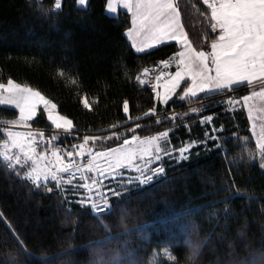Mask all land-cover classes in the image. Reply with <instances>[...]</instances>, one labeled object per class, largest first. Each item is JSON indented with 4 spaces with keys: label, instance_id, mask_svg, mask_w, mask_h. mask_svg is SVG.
Instances as JSON below:
<instances>
[{
    "label": "trees",
    "instance_id": "16d2710c",
    "mask_svg": "<svg viewBox=\"0 0 264 264\" xmlns=\"http://www.w3.org/2000/svg\"><path fill=\"white\" fill-rule=\"evenodd\" d=\"M176 3L194 45L208 46L209 11L200 0ZM107 4L0 0V83L41 92L81 136L139 125L144 135L168 132L169 146L198 144L99 218L64 185L37 187L0 157V264H264V171L246 115L207 102L201 117H215L202 126L188 107L212 96L181 102L180 91L164 105L138 88L140 71L179 45L137 53L130 15L109 16ZM17 118L0 106L1 122ZM33 123L52 126L43 114Z\"/></svg>",
    "mask_w": 264,
    "mask_h": 264
},
{
    "label": "snow or ice",
    "instance_id": "6c2138e0",
    "mask_svg": "<svg viewBox=\"0 0 264 264\" xmlns=\"http://www.w3.org/2000/svg\"><path fill=\"white\" fill-rule=\"evenodd\" d=\"M79 3L84 5L87 0H79ZM203 3L210 9L208 17L210 31L218 32V36L210 44L211 51L208 53L196 52L194 56L188 58L191 63L186 62L187 49L190 48V44L179 19L180 12L176 0H126L124 3V7L131 11L134 18L133 29L147 36L144 44L148 49L169 41H175L185 49L175 55L177 71L169 77L171 91L174 92L180 86L186 74L191 76V86L186 88L185 96L189 94L195 96L197 91L210 93L212 90L230 89L233 85L239 86L242 82L251 83L256 78L264 81V0H203ZM56 7L60 8V0H56ZM109 9L115 11L114 8H111V4H109ZM133 29L129 31L131 32ZM136 50L144 52L145 47H137ZM171 59L162 62L165 69L169 67ZM209 59L214 65V75L211 74L213 68L209 67ZM140 83L143 84L144 81L141 80ZM4 92L8 94L6 98L3 97ZM253 95L257 94L253 93ZM258 95L264 98V92ZM168 99L169 96L166 94L163 102L167 104ZM243 99L247 102L250 97L245 96ZM0 104L14 105L19 110L21 123L35 117L37 110L42 107L51 125L57 129L63 128L67 132L72 130V121L56 114L57 105L55 103L45 98L41 92L34 91L29 87H22L13 80H8L7 84L0 83ZM127 110L128 105L125 103L124 111L127 112ZM9 135L12 137V146L23 151L25 148L22 143L24 137L16 133H9ZM28 135L31 136V133ZM160 136L166 138L167 133H161ZM89 139L94 138L84 137V143L87 144ZM155 139L158 140L159 137ZM133 140H138V137L134 136ZM130 143L128 140L124 141L125 145H130ZM154 143L155 140L141 141L136 148L111 149V158L106 160L108 168L115 170L135 166L137 171H141V167L135 165V160L151 155V145ZM28 147L29 151H35L30 145ZM76 147L80 148L81 154H83V146L77 145ZM160 151L159 145H156L155 152L157 154L154 158L157 161L161 159L158 154ZM186 151L187 148L180 149L179 159H187L184 156ZM68 155L71 156L72 152L69 151ZM101 155L107 156L108 154L102 153ZM52 156L56 160V171L47 166L39 167L37 161V167L29 174L37 185L41 180L47 182L49 177L52 181H57V172H69L70 169L76 167L74 164H64L62 158L55 151L52 152ZM45 158L44 156L40 157L41 160ZM29 159L32 157L29 156ZM92 159L94 162L96 157L93 156ZM15 162L20 164L19 157H16ZM148 163L150 161H145L144 166L146 167ZM94 166V163H90L89 170H92ZM163 171L162 168L152 169L153 175ZM152 179L153 176H146L142 183L146 184ZM68 183H71V180ZM83 187L91 191V185L85 184Z\"/></svg>",
    "mask_w": 264,
    "mask_h": 264
},
{
    "label": "rangeland",
    "instance_id": "374dc122",
    "mask_svg": "<svg viewBox=\"0 0 264 264\" xmlns=\"http://www.w3.org/2000/svg\"><path fill=\"white\" fill-rule=\"evenodd\" d=\"M201 1V0H200ZM78 5L81 7V4L79 3V0H77ZM88 3V0H87ZM84 4V7L87 5ZM206 9L209 11L210 16V9H208L207 5L202 3ZM181 18V17H180ZM210 31V28H209ZM186 32V31H185ZM187 39L188 43L190 44V48L187 49L188 57H186V62L191 63L189 57H192L195 55L196 52L204 51L205 53H208L211 51L210 44L211 42L217 38L218 32L216 34H213L210 31V34L212 36V41L210 44L206 47L199 46L198 44L194 45L195 39H192L189 37L188 33ZM179 51H185L184 48H182L179 45ZM178 51V52H179ZM209 67L213 68V72L211 73L214 75V65L211 64V60L209 59ZM172 75V74H171ZM167 89H164L163 93L161 92V96L158 100L164 101V98L166 94L169 96L168 103L172 101L178 93L181 91L180 96H178V99L181 100V102L198 99L199 97H208L212 96V99L202 100L195 102L192 106L188 107L191 108L190 112L192 115L196 116L195 121H199L202 126H207L208 124H211L212 119L215 116H203L201 117L202 111H204L205 104L207 102H218L220 101L223 106H225V111L228 112H235L238 110H241L246 115L249 125H250V131L254 140V144L256 146V153H257V159L260 164L261 169L264 171V132H262V129H264V98H262L260 95H258L261 92H264V81H262L260 78L253 79L251 83L248 82H242L239 86L233 85L230 89H224V90H212L210 93L208 91L206 92H199L197 91V94L195 96L192 95H184V92L186 91L187 87L191 86V76L185 75L184 80L181 81L180 86L178 87L177 92L171 91V83H168ZM165 86V87H166ZM25 87V86H22ZM159 91V88H158ZM253 93H256L257 95H253ZM158 94V92H157ZM155 94V97L157 96ZM7 92L3 93V97H7ZM249 96L250 99L245 102L244 97ZM183 97V99H181ZM166 105L164 102L162 103ZM204 105V106H203ZM0 106L4 107H11L18 113V118L15 121H11L7 125L10 127L7 128V136L5 137V140L0 144V157L8 162H14L16 164L15 159L16 157H19L20 163L25 162L24 168H27L24 175L26 178L30 176V172L33 171L34 168L37 167V161L39 163V167L43 168L47 166L48 168H51L53 171H56V160L55 157L52 156V152H57L58 154V148L55 147V145L51 144H44L45 141L43 136L39 135L38 132L34 131V128L37 127L34 125V121L39 116V114H43L46 121L47 116L46 113L43 111L42 107L37 110V114L35 117H33L31 120H27L23 123L20 122V114L19 110L12 104H0ZM177 112H172L171 114H174ZM56 114L60 115L58 113V110L56 109ZM176 115V114H174ZM61 116V115H60ZM161 116H157L156 118H159ZM50 123V122H49ZM207 129V136L210 139L215 138L216 130L212 128ZM48 128H55V126H51ZM137 125L129 126L127 129H123L120 134L115 132L101 134V135H78L77 133H74L73 138L71 139V143H73L75 146L81 145L83 146V153L85 155V171H86V178L84 183H68L69 180H65L61 175H64V172H57L58 181L55 183L56 185L60 186L64 185V191H71L69 192V196L71 198H74L76 196L79 198L80 201L88 206L91 207L93 214L97 215L98 218L105 212L109 211L111 208L112 201L121 199L129 194L132 190H135L140 187L147 186L148 184L154 182L157 180L161 175L165 172V167L169 162H174L176 160L180 161L182 159H179L180 157V149L187 148V151L184 152V156L186 157L187 153L198 143L197 141H188L184 143V145L180 148H176L172 145L169 146L168 144V132L167 137H161L160 134L158 135H144L143 132H139V129H136ZM57 129V128H55ZM59 130H64L63 128ZM134 130V131H133ZM65 131V130H64ZM72 131L73 128H72ZM71 132V131H70ZM9 133H16L20 134L24 137L22 143H24L25 148L22 151L20 148H16L12 146V137L9 135ZM31 133V136L28 134ZM138 137V140H133V137ZM84 137H92L94 139H89L88 143H84ZM159 139H155L158 138ZM128 140L130 141V145H125L124 141ZM155 140V143L151 145L152 147V154L149 156H145L143 159H136L135 165L141 167V171H137L136 167L133 166L131 168H117L115 170H112L108 168L106 160L111 158L110 150L111 149H127L128 147L136 148V146L141 142H151ZM118 142L115 145L107 146L108 143L111 142ZM35 149L34 152L29 151V147ZM156 145H159L161 151L158 153L161 157L159 161L155 160V155L157 154L155 152ZM108 154L107 156L101 155V154ZM170 153V154H166ZM29 156L32 157V159H29ZM44 156L45 159L41 160L40 157ZM95 156L96 160L93 162L92 157ZM7 157V158H6ZM145 161H150V163L147 164L145 167ZM94 163V168L92 170H89V164ZM155 168H162L164 171L157 173L153 175L152 169ZM103 169V171H101ZM118 173V174H117ZM81 178L83 179V173H80ZM153 176V179L149 181L148 183H142L144 178L146 176ZM67 181V182H64ZM91 185V191H89L87 188L83 187V185ZM91 197V199H88Z\"/></svg>",
    "mask_w": 264,
    "mask_h": 264
},
{
    "label": "built area",
    "instance_id": "2783aa9c",
    "mask_svg": "<svg viewBox=\"0 0 264 264\" xmlns=\"http://www.w3.org/2000/svg\"><path fill=\"white\" fill-rule=\"evenodd\" d=\"M203 2V0H202ZM206 5V4H205ZM213 34H216L217 32H212ZM170 61L169 67L164 68L163 63L164 61ZM177 65L175 55H171L168 58L159 61L155 64H152L150 66H147L143 68L140 73L136 77V85L141 90L147 89L150 92L157 94L159 84L161 79L166 78L170 76L175 69ZM159 77V79H157ZM143 80L144 83H140V81ZM10 122H1L0 121V130L7 135V128L10 127L7 125ZM34 131L40 132L39 135L43 136L46 145L53 144L56 148H58V155L62 158V161L64 164H74L76 167H73L70 169L69 172H64V175H61L65 180H71L72 182L76 183H84L86 180V171H85V155L84 153L81 154L80 148L76 147L73 143L69 142L73 138L74 133H77L75 131L67 132L64 130H59L55 128H45V127H35ZM80 135L79 133H77ZM84 136V135H83ZM71 151L72 155L69 156L68 152ZM25 162L20 164H14V162H10L7 164V167L9 169H23L27 170V168H24ZM32 173V172H30ZM80 173H83V179L81 178ZM85 177V178H84ZM28 179L37 187H51L53 184L60 182V181H52L49 177V180L47 182H44L41 180L39 185L33 182L31 176H28ZM67 182V181H64Z\"/></svg>",
    "mask_w": 264,
    "mask_h": 264
},
{
    "label": "crops",
    "instance_id": "0c3cea01",
    "mask_svg": "<svg viewBox=\"0 0 264 264\" xmlns=\"http://www.w3.org/2000/svg\"><path fill=\"white\" fill-rule=\"evenodd\" d=\"M176 1H177V0H176ZM88 2H89V0H88ZM125 2H126V0H108V4H107V14H108L109 16L116 17V16L119 15V13H120L121 11L128 13V14L130 15V18H131V28H130V29H133V23H132V21H133L134 18H133L132 14H131V11H129L127 8L124 7V3H125ZM109 4H111V8H114V9H115L114 12L111 11V10L109 9ZM87 5H88V3H87ZM87 5H86L85 7H84V5H81V8H86ZM79 7H80V6H79ZM179 19H180V22H181V24H182V26H183V30H184V32H185L186 30H185V27H184V25H183V23H182V21H181L180 16H179ZM130 29H129V30H130ZM185 33H186V32H185ZM127 37H128V40H129V42H130L132 48H133L136 52H137V50H136L137 47H141V46H142V47H145V51H144V52H137V53H139V54L146 53V52L151 51V50H153V49H156L157 47H160V46H162V45H166V44H170V43H176V44H177V42H175V41H169V42H166V43H164V44L157 45L155 48L148 49V48L146 47V45L144 44V41L147 39V36H146L144 33L139 32V31L136 30V29H133L131 32L128 31V32H127ZM178 45H179V44H178ZM176 71H177V67H176V69L174 70V72L172 73V75H174V73H175ZM169 77H170V76H169ZM169 77L161 79L160 87H159V94L157 95V97L159 96V98H160V96H161V92L163 93L164 89H166L165 86H166L168 83H170V79H169ZM177 90H178V88L175 89V92H177ZM159 98H157V99H159ZM159 101H160L161 103H163L161 99H160ZM9 108H11V107H9Z\"/></svg>",
    "mask_w": 264,
    "mask_h": 264
}]
</instances>
